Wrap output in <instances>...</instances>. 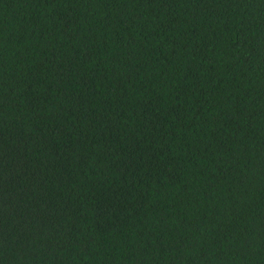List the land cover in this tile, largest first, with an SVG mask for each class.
Segmentation results:
<instances>
[{"label":"trees","instance_id":"16d2710c","mask_svg":"<svg viewBox=\"0 0 264 264\" xmlns=\"http://www.w3.org/2000/svg\"><path fill=\"white\" fill-rule=\"evenodd\" d=\"M0 264H264V0H0Z\"/></svg>","mask_w":264,"mask_h":264}]
</instances>
